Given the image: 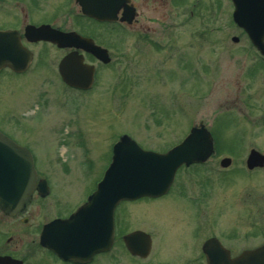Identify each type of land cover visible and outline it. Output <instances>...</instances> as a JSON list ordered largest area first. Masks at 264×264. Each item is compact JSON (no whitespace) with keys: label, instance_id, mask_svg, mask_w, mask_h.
Instances as JSON below:
<instances>
[{"label":"rangeland","instance_id":"obj_1","mask_svg":"<svg viewBox=\"0 0 264 264\" xmlns=\"http://www.w3.org/2000/svg\"><path fill=\"white\" fill-rule=\"evenodd\" d=\"M217 2L201 0L193 16L184 14L183 9L175 14V8L169 5L154 4L155 8L148 9L139 5L130 36L118 27L113 30L84 22L81 31L108 46L111 56V63L99 68L93 91H58L57 63L62 53L48 46L32 47L36 58L25 75L0 74V130L29 145L41 154L39 157H47V164L39 165L53 191L41 209L38 200L33 203V223L46 219L40 210L50 214L56 199L70 200L72 192L77 195L72 198L74 203L81 196L79 186L90 187L101 177L114 135L117 139L128 134L144 148L161 151L202 121L212 126L225 143L232 141L223 156L239 152L236 140L240 136L247 138L246 146L264 152V127L255 129L252 125L256 113L245 89L246 75H264V67L256 60L246 35L233 25L228 11L215 14L219 13L215 10ZM3 6L14 7L13 0H4ZM232 36L238 41L233 42ZM221 76L227 77L230 84L223 80L220 91L214 89V83ZM77 132L84 133L87 153L76 140ZM257 135L263 136L259 142L253 139ZM230 167L234 172L229 173L228 183L220 186V182L212 181L218 193L211 202L210 215L204 217L206 233L226 238L243 236L236 242L227 239L233 246L261 242L264 168L257 174L237 171L245 169L240 158ZM206 168L193 166V174L179 172L174 190L167 197L130 208L129 228H142L152 234L153 254L146 259L147 264L174 259L188 249L195 231L192 217L194 211L198 213L192 199L205 196ZM187 189L192 199L183 197ZM4 228L11 231L12 226L6 224ZM24 230L19 223L15 233L24 240L34 236ZM158 250L161 253L157 257L154 252L158 254ZM123 256L117 253L115 264H125ZM192 259L186 258L185 264H191ZM103 262L113 264L106 258Z\"/></svg>","mask_w":264,"mask_h":264},{"label":"flooded vegetation","instance_id":"obj_2","mask_svg":"<svg viewBox=\"0 0 264 264\" xmlns=\"http://www.w3.org/2000/svg\"><path fill=\"white\" fill-rule=\"evenodd\" d=\"M119 0L110 4H101L98 1V5L101 6L98 11L105 12L106 14L113 13L110 20H97L91 17H88L82 12V0H13L14 7L6 8L3 6L4 0H0V30H14L18 33L19 41L23 47L27 48L31 52V60L27 65L22 68L21 71H15L8 67L0 68V74L7 73L6 75H25L35 62L36 54L32 47L39 45L40 48L42 46H48L51 50H55L57 52L62 53L60 58L64 55L68 54L75 50L73 46L70 47H58L55 44L44 41V40H31L28 36L25 35V30L28 26H42L47 25L48 30H53L57 32H77L83 36L92 38L94 43L107 49V55L110 58V62L104 64L99 61L95 56L91 53L77 49L78 53L83 55L84 62L88 64H92L94 66V75L93 81L88 88H74L66 85L60 78L59 74L57 76V80L64 93H67L68 90H76L78 92H89L93 91V87L98 79V70L100 67L107 66L111 63V56L109 53V48L105 44L98 42L92 34H87L81 31L80 27L84 22L91 25H104L108 26L114 30V28L118 27L121 30H124L125 33L130 36V29L133 22L136 21V15L138 14V6L142 5L143 8H155L154 4H157L160 7H165L169 5L172 8H175V11H179V9L184 10V14H188L189 16H193L195 14V7L198 5L197 3L201 2V0ZM44 5L42 6V4ZM139 3V4H137ZM241 3H249L248 0H241ZM15 4L17 7H15ZM47 5V7L45 6ZM153 5V6H152ZM184 5H186L184 7ZM234 9V5L232 0H218L215 10L221 11L227 10L228 15L230 16V20H232V12ZM130 13H134L135 18L131 23L121 21V17L125 16L126 18ZM107 17V16H106ZM114 19V20H111ZM239 32L244 34V31L239 28L236 24H233ZM256 53V60L260 61L264 67V56L259 53V51L253 47ZM45 56L47 57V49L45 50ZM37 62V60H36ZM262 66H258L259 69L263 68ZM59 77V78H58ZM247 84H246V92L251 95L252 98V106L254 107L253 111L256 113L255 119L252 120V125L255 129H260L259 127H264V75H246ZM227 81V77L221 76L220 80L214 83V89L222 90L221 87L224 82ZM228 82V81H227ZM230 84V82H228ZM213 89V88H212ZM242 89L244 87L242 86ZM248 95V94H247ZM221 115V114H220ZM218 114L214 117L217 118ZM80 119V115H79ZM81 120V119H80ZM211 133V152L209 156L203 161L198 163H193L188 166H180L174 174L173 180L169 185L167 191L159 195L157 197H141L134 200H123L120 201L117 206L113 210L112 214V231L106 235L105 241L108 237V248L106 250L91 252V244L92 240L89 239H75L77 234L80 233L81 236L83 232L82 224H71L66 230H62L59 232L56 228H53L47 232V225L52 223L55 220L67 219L71 214H73L87 199L89 194H91L95 188L96 183L100 179L94 180L88 186H79L78 193L81 194L80 198H78L73 203V197L77 195L71 194L70 200H62L56 199L55 205L50 209L49 213L41 212V217H46L44 221H39V223H33L34 216L32 206L33 203L38 200L41 205L48 198L52 191L53 187L48 178L47 174L41 169L39 163L41 162L43 165L47 164V157H39L41 154L35 153L33 148H31L27 144H23L15 139L13 136L9 135L15 142L22 145L26 149H28L31 153L34 169L38 180H44L46 183L47 194L43 197L39 196L37 193L33 194L31 200L25 205L23 210L16 212L15 214L9 215L0 210V264H105L104 258L106 261H110L111 263H117L116 256L117 253L119 255H124L125 264H147L146 259L152 255L153 253V238L152 234L149 231L143 230L142 228H133L130 229V211L132 205L136 203H141L146 201H155L160 200L167 197L174 189L176 185V181L178 178L179 172L188 171L193 174L192 171H196L195 169H190L193 166H205L206 171L209 172L207 175V179L210 181L207 182L206 179V188L205 196L203 198L197 197L191 198L190 191L184 190V196L186 199L190 197L195 203L197 208V214L194 211L193 220H194V233L190 236L189 247L186 249V252L179 253L174 259H168L165 262H157L152 264H185L186 258H192L191 264H210L212 259L208 258L209 256L213 257L214 262L219 261V264H225L227 260H232L245 252H251L253 250H257L260 247L264 246V240L261 242H253L251 245L247 246H233L231 244L232 241H227V239L231 238V240L235 239V242L242 239L241 237H236L237 235H232L229 237H222L215 233H210L207 235V224L204 223V217H208L211 202L214 200L215 196L218 193V190H214L212 188V181L218 183L220 186L228 183L229 173L233 175L234 169L229 168V165L232 164L233 160L236 158H240L243 161L244 168L236 169L237 171L242 170V173H252L257 174V172L261 171L264 168V161L262 164L254 165L253 167H248L247 158L252 151H257L261 154L264 152L260 151L254 146H246L247 138L244 136L238 137L236 140V148L239 150L237 154H230L231 156H225L226 150L229 147L227 144H232V141H223V137L219 136L213 129V127H207ZM263 137V136H262ZM260 135L254 136V140L257 142L262 140ZM76 140L80 142V147L84 153H87L84 147V133L77 132ZM182 140V137L179 138L176 142H173L171 145L165 147L163 150L149 149L156 152H165L173 145L179 143ZM117 139L116 135H114L113 139L108 145V153H107V162L102 169L100 170V175L103 174L104 170L108 166L115 146ZM138 143V142H137ZM235 143V142H234ZM139 144V143H138ZM140 145V144H139ZM141 146V145H140ZM143 149V146H141ZM223 154H225L223 156ZM40 159H42L40 161ZM225 160V161H224ZM91 159L87 162H90ZM226 164V165H225ZM241 167V166H240ZM239 167V168H240ZM218 168V169H217ZM211 173L218 175V178H212ZM199 178V177H198ZM199 182V180H196ZM203 181V178L201 179ZM78 186V185H77ZM86 188V190H85ZM78 189V188H77ZM189 192V193H188ZM190 195V196H189ZM203 196V195H200ZM37 209H39L37 207ZM129 210V211H128ZM39 211V210H37ZM48 211V210H47ZM19 223H22L25 227L26 232H32L34 236H30V239H23L20 234L15 233V230L18 228ZM8 224L12 226L11 231L4 228V225ZM34 226V227H33ZM24 230V231H25ZM140 233V234H136ZM19 236H17V235ZM135 234L137 237L128 238L127 236H131ZM31 235V234H29ZM45 241V245L41 244V238ZM99 236V235H98ZM127 237V238H126ZM251 237V235H249ZM103 242V240H98V244ZM198 243V245H197ZM104 245V244H103ZM197 245V246H196ZM195 246V247H194ZM132 250L135 251L133 253ZM159 252V250H158ZM146 253V254H144ZM155 255L159 256L161 251ZM81 255V256H80ZM157 256V257H158ZM183 258H182V257ZM221 256L220 258H218ZM156 259V258H155ZM215 262V263H216Z\"/></svg>","mask_w":264,"mask_h":264},{"label":"water","instance_id":"obj_3","mask_svg":"<svg viewBox=\"0 0 264 264\" xmlns=\"http://www.w3.org/2000/svg\"><path fill=\"white\" fill-rule=\"evenodd\" d=\"M98 1L101 4H112L116 0H82L84 13L101 19L110 17L105 12L103 15L98 12L97 8L101 7ZM248 1L249 3L242 4L241 0H233V20L245 29L252 43L264 54V0ZM132 17L133 14L129 20ZM26 35L32 40L45 39L59 46L73 45L83 48L104 62L108 60L105 49L74 32L61 33L47 30V26H31L27 28ZM29 56L15 31H0V68L8 66L20 71L26 66ZM58 70L68 85L86 88L91 84L93 67L83 63L82 56L76 52L64 56L59 62ZM210 152L211 135L202 123L192 127L184 140L166 153L142 150L129 136L122 135L114 146L111 163L98 182L96 190L68 219L49 223L47 232L53 228L61 232L71 224H82L83 237L78 233L75 239L92 240L91 252L106 250L108 237L106 241L105 238L112 231V213L119 201L141 196L154 197L166 192L179 165L203 161ZM262 160L264 156L252 152L247 164L252 167ZM44 185L42 181L36 182L29 151L0 131V209L7 214L22 210L34 190L41 195L46 194ZM134 236L132 234L127 237ZM41 240L45 245L43 236ZM98 240L103 242L99 245ZM131 251L135 253L134 250ZM208 258L212 259L210 264H219L220 259L215 263L212 256ZM225 264H264V246L227 260Z\"/></svg>","mask_w":264,"mask_h":264}]
</instances>
